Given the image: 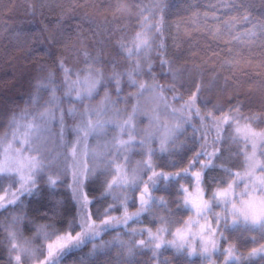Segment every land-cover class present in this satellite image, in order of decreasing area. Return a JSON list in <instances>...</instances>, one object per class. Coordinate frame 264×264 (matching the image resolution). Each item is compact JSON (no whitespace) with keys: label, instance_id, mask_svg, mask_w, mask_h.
I'll return each mask as SVG.
<instances>
[{"label":"trees","instance_id":"obj_1","mask_svg":"<svg viewBox=\"0 0 264 264\" xmlns=\"http://www.w3.org/2000/svg\"><path fill=\"white\" fill-rule=\"evenodd\" d=\"M150 24H159L160 31H149ZM137 32H147L151 44L139 54ZM89 70L101 83L90 98L77 100L69 88ZM140 84L148 90L142 92ZM52 89L57 99L49 103ZM194 94L195 105L189 109L185 104ZM46 108L52 118L42 133L39 155L50 166L35 175L31 191L18 190L15 203L1 204L0 264H15L10 232L18 245L29 241L31 249L44 246L43 254L22 256L21 264L45 258L46 245L56 236L45 240L43 233L80 232L81 210L71 188V144L79 113L86 108L105 109L100 119L110 122L88 137L84 151V169L90 171L83 172L88 202L82 210L101 232L59 264H211V258L188 245L166 242L157 249L149 233L162 232L170 240L194 216L185 206L199 186L192 173H201L200 182L209 191L225 187L245 168L249 146L237 132L242 123L264 132V0H0L3 146L16 125L32 122ZM121 140L130 143L119 148ZM184 169L187 175L158 179L155 187L149 182L153 172ZM133 177L139 182L136 189L112 186ZM16 181L15 173L0 174V193L10 191ZM146 184L144 199L150 196L154 202L141 211ZM219 213L220 245L236 256L223 264H264V230L234 224L228 205ZM125 217L132 218L125 222ZM110 218L111 225L103 227Z\"/></svg>","mask_w":264,"mask_h":264},{"label":"snow or ice","instance_id":"obj_2","mask_svg":"<svg viewBox=\"0 0 264 264\" xmlns=\"http://www.w3.org/2000/svg\"><path fill=\"white\" fill-rule=\"evenodd\" d=\"M143 11V10H142ZM147 20V17L144 18ZM148 30L150 31L152 28H155L157 32L160 31L159 24H150L147 26ZM136 43H135V52L139 54L142 49H148L151 47L150 44V37L147 35V32H137L136 33ZM129 55L133 54V50H129ZM129 77L131 78L132 73H128ZM66 79H67V70H66ZM133 84L136 83L135 80L131 81ZM101 83L98 79H93L91 75V70H89V75L81 81L79 78L76 81L72 82L73 87L69 88V93L72 90L76 91V99L83 100L85 98H90L93 93L96 91L97 86ZM83 84V89L75 88V85ZM119 81H117V85ZM43 87H46L42 85ZM141 91L148 90L146 85L140 84L139 85ZM53 95L50 97L49 103L55 102L57 97L55 96V89H52ZM196 96L195 94L190 98L189 101L186 102L185 107L191 109L195 105ZM105 109L100 110H88L85 109L84 112L79 113L80 116V124L74 129L77 133L78 141L76 145H73L72 155L75 158L77 149L78 148H86V141L89 136L99 134V130L106 127L110 122L109 121H102L100 117L102 116ZM69 113L71 115H76L74 109H70ZM173 114H175V110H173ZM198 114V110H197ZM95 116L97 119L93 120L92 117ZM208 117L211 118L212 114L209 113ZM27 118V114L25 115L24 119ZM52 118V111L51 109L46 108L43 112L39 113L38 115L33 117V121L26 123V124H18L16 125L17 131L13 132L11 141L8 142L7 146L4 147V140L7 139V136L4 138H0V155L3 156L0 159V174L8 173V174H20L22 171H27L28 175L20 176V183L21 188L19 189L20 193L23 194L25 191H31L30 186L35 184V175L41 172L44 168L49 167L50 165L45 164L43 162V157L39 155L41 151V139L42 133L46 130V124L48 123L49 119ZM131 119V118H130ZM201 119H204L201 117ZM225 121L229 119V117H224ZM63 121V116H61V123ZM213 123H217V121H213ZM125 125L131 127L129 121H125ZM23 128L24 131L22 133L19 132V129ZM179 126H177L178 130ZM237 132L242 134L246 141H251V146L253 149L256 147V141L260 140L262 144H264V132L257 133L254 132L248 125H244L242 128H238ZM61 135H63V131H61ZM23 136L24 138L21 139L20 137ZM165 139H171V135L165 137ZM14 142H19L21 144V148L16 149L13 147ZM130 141H119L118 147L119 148H126ZM33 152L37 153L36 156H24L23 152ZM202 153H198L199 156ZM206 154V153H203ZM264 154V153H262ZM87 155V153H85ZM93 157H95L96 153H92ZM211 155V154H207ZM256 153L253 151L252 155L247 158L248 162V172L246 173L247 182L244 184V188L241 192L236 193L234 191V185L239 186L241 182V177L239 173H235L234 175L237 177L236 180L233 181V184H229L228 188L217 191L213 194L214 199L223 200L225 205L231 204V212L234 217L240 218L242 217L246 224H251L253 227H259L260 229L264 230V176L256 177L255 172L259 168L260 171L264 172V164H258L255 160ZM211 161L209 160V163ZM191 166V165H190ZM144 167L146 169L151 170L152 165L150 162H145ZM208 167V164H201V168ZM85 171H90L85 167ZM187 175L188 169H184L183 173H174V174H165V173H156L153 172V175L149 177V182L153 187H155L156 181L158 179L164 180H171L175 179L181 175ZM192 177L196 180L197 184H199L201 180V173L195 172L192 173ZM74 178L77 183L80 182V174L74 173ZM50 183L55 184V180H50ZM138 181L133 177L130 181H114L112 186H127L132 189H136L138 186ZM183 191L187 192V189H182ZM148 193V185H145L144 192L141 194V211L146 210L152 206L154 202L152 197H148V199H144V196ZM203 190L197 189L195 195H192L190 198L185 199V206L190 207L191 209L195 210L197 214H202L203 210L208 208L206 202L202 199ZM233 198L239 201L240 206L237 207L236 203H233ZM12 203H15L14 201ZM3 207V205H0ZM135 216H139L140 213L134 214ZM132 217H125V222ZM112 223L111 218L109 220H105L102 222L103 227L107 228ZM233 223L235 224L236 221L234 220ZM199 224V221H193L187 224L185 230L177 229L175 236L179 241L178 247H184L185 242L191 238V229L192 227ZM79 227L83 228L84 231L77 233L75 236H72L70 233L65 234L63 236H57L55 232L52 233H43V239L48 240L52 236H56V239L48 243L47 247V255L43 260L40 261V264H59V260L63 258L66 254H68L72 249L79 248L81 245L93 240L98 235L97 226L94 223L88 222V217H85L84 223L78 225ZM212 229L208 225L200 226L201 233H209L213 232ZM15 233H9V239L12 241L10 252H15V264H21L22 256L24 258H31L35 253L40 252L43 254V247L39 249H31L27 247L30 243L29 241H25L24 245H18L15 243ZM152 240L158 239L156 236H151ZM141 245L144 244V241L139 242ZM201 243H204L203 236H201ZM160 244H156V248H160ZM95 248V246H94ZM213 248L215 245L213 243ZM205 252L207 249L205 248ZM253 255L256 254L255 250L252 253Z\"/></svg>","mask_w":264,"mask_h":264},{"label":"rangeland","instance_id":"obj_3","mask_svg":"<svg viewBox=\"0 0 264 264\" xmlns=\"http://www.w3.org/2000/svg\"><path fill=\"white\" fill-rule=\"evenodd\" d=\"M180 110L182 111L183 109L180 108ZM29 122L30 121H28V120L25 121V123H29ZM244 125H247V124H243L242 123V125H240L238 128H242ZM252 130L254 132H257V133L263 132V131H258V130H255V129H252ZM23 131H24V129L22 130V132ZM44 136H47V141H49L50 135L48 134V132H45ZM240 136L242 137L243 140H245V138L243 137L242 134H240ZM20 138L23 139L24 137L21 136ZM77 141H78V136L74 137V139H73V143L71 144V152L73 150V145H76ZM246 143L249 146V148L247 150V157L246 158L251 156L253 151H255V153H256V156H255L256 162L258 164H264V159H262L263 158V156H262L263 154L260 155V153L264 151V149H262V143L260 142V140H257L255 142L256 143L255 149H253V147L251 146V144H252L251 141H246ZM6 146L7 145H5L4 147H6ZM13 147L16 148V149H19V148H21V144L19 142H14L13 143ZM84 151H85V148H80V150H79V148L77 149L76 156H75V158H73V167H72V172H71L72 173V175H71V177H72L71 188H72L75 200H76V202L79 205V208L81 210V212H80V225L82 223H84L85 217L86 216L88 217L87 210L86 211L82 210V208L84 207V205H83L84 202H85L86 206H87V202H88V199L86 197L85 190H84V185H83L84 184V180H85L83 172H84V166L86 165ZM23 155L24 156H36L33 153L28 152V151H24ZM248 170L249 169H248V162H247L245 168L242 171L235 172V173H239L240 177L242 178L238 187L234 185V191L236 193H239V192H241L243 190L244 184L247 182L246 173L248 172ZM74 173L80 174V182L79 183L76 182V180L74 178ZM16 175H17L18 181L14 182V186L10 188V191L0 193V205L1 204L4 205V204H7V203H10V202H12L13 200L16 199V197H17L16 194H18L17 191L21 188V185L18 184L20 182V176L21 175L27 176L28 172L25 170V171H22L20 174H16ZM255 176L256 177L264 176V172L260 171L259 168H258L256 170V172H255ZM236 179H237V177L235 176L234 179H231L230 181H228V184L225 187H223V188L215 187V188H213V189H211L209 191L206 190V187L204 185H202V182H200L199 186L196 187L194 192H191L188 195V197H186V198H190L192 195L196 194L197 189H202L203 190L202 199H203L204 202L207 203L208 208L204 209L202 214H199V215L194 210L195 214H194V216L192 218H190V220L187 222V224H189V223H191L193 221H199V224L194 226V227H192V229H191V233H192L191 238L188 239L185 242L184 245H188L190 247V249L192 250V252H197V250H199L206 257L211 258L212 259L211 264H223L224 262H228L229 263L230 261H233L236 258V256L229 250V248H227L226 246L222 247L220 245V239H219V237L217 235V224H218V221H219V219L221 217L220 213H219L220 212V208L222 206H224L225 203L223 202V200H219V199H214L213 198V194L214 193H216L217 191H220V190L228 188V185L229 184H233V181L236 180ZM233 203H236L237 207L240 206L239 201L236 200L235 198H233ZM228 208H229L230 214H231V216L233 218V221L235 220L236 223L244 222L242 217L237 218V217H234L232 215L231 204H228ZM88 222L89 223H94L92 221H88ZM187 224L185 226H183L181 228V230H185L186 227H187ZM202 225H208L212 229H214V231L213 232H209V233H201L200 232V226H202ZM82 231H84V229L80 227V232H82ZM97 231H98V233L101 232V230H97ZM176 231L174 232V234L170 238V240H167V238H165L163 236L162 232H158V231L157 232H150L149 234H151V236L158 237V239L152 241L154 245L159 243L162 246L166 242H171L174 245H178L179 241L177 240V238L175 236ZM201 236H203L204 243H201ZM213 243L215 245V248H213ZM153 244H151V245L154 246ZM205 248L207 249V252H205ZM261 250L264 251V246H263V248ZM215 255H218V257L216 259L214 257ZM30 264H40V263L39 262H32Z\"/></svg>","mask_w":264,"mask_h":264}]
</instances>
